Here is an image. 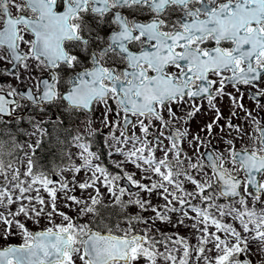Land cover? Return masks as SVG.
<instances>
[{"label": "snow or ice", "instance_id": "obj_1", "mask_svg": "<svg viewBox=\"0 0 264 264\" xmlns=\"http://www.w3.org/2000/svg\"><path fill=\"white\" fill-rule=\"evenodd\" d=\"M0 241L264 264V0H0Z\"/></svg>", "mask_w": 264, "mask_h": 264}, {"label": "rangeland", "instance_id": "obj_2", "mask_svg": "<svg viewBox=\"0 0 264 264\" xmlns=\"http://www.w3.org/2000/svg\"><path fill=\"white\" fill-rule=\"evenodd\" d=\"M9 242H18V237H10ZM2 243V241H0Z\"/></svg>", "mask_w": 264, "mask_h": 264}, {"label": "flooded vegetation", "instance_id": "obj_3", "mask_svg": "<svg viewBox=\"0 0 264 264\" xmlns=\"http://www.w3.org/2000/svg\"><path fill=\"white\" fill-rule=\"evenodd\" d=\"M245 102H246V103L248 102V101H247V99H246V101H245Z\"/></svg>", "mask_w": 264, "mask_h": 264}]
</instances>
